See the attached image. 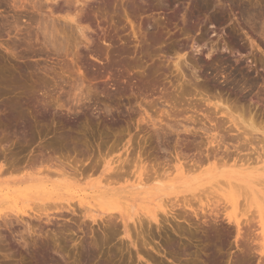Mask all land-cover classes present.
Segmentation results:
<instances>
[{
    "label": "rangeland",
    "instance_id": "374dc122",
    "mask_svg": "<svg viewBox=\"0 0 264 264\" xmlns=\"http://www.w3.org/2000/svg\"><path fill=\"white\" fill-rule=\"evenodd\" d=\"M18 1L0 0V264H264V0ZM34 1L77 7L87 40L46 45ZM137 165L155 179L136 187Z\"/></svg>",
    "mask_w": 264,
    "mask_h": 264
},
{
    "label": "bare ground",
    "instance_id": "6f19581e",
    "mask_svg": "<svg viewBox=\"0 0 264 264\" xmlns=\"http://www.w3.org/2000/svg\"><path fill=\"white\" fill-rule=\"evenodd\" d=\"M28 1V0H27ZM26 1V2H27ZM32 1V0H31ZM37 1V0H36ZM36 1H34L33 3H34V5L36 6V8H38V12H39V15H38V18H36L37 19V21H36V26H37V30L39 31V33L42 35V38H43V41L45 42V44L46 45H48V46H51L52 47V49H54L55 51H57V52H59V51H62V50H66V49H68L69 50V48H71V47H77L78 46V44H80L81 43V40H79L80 38H85V40H87V38H86V35H85V26L83 25V23L81 22V20L77 17V12H78V10H77V7H75L74 9H70L69 7H67V8H63V7H60V8H57V6H51L50 5V3L49 4H47V3H43V5L45 6V8H47L48 9V11L47 12H44L42 9H41V7L42 6H38L37 7V5H39V4H36L37 2ZM39 1H42V0H39ZM38 1V2H39ZM54 1V0H53ZM56 1V0H55ZM70 1V0H69ZM76 1V0H75ZM74 1V2H75ZM104 1H106V0H104ZM108 1V0H107ZM202 1V0H201ZM223 1V0H222ZM21 2V1H20ZM52 2V1H51ZM58 2V1H57ZM76 2H78V1H76ZM63 3H65V4H69L70 2H68V0H64L63 1ZM155 3V2H154ZM250 3V2H249ZM42 3L40 2V5H41ZM152 4V8L154 9L156 6H155V4H153V2L151 3ZM206 4V3H205ZM50 5V6H49ZM21 6H22V4L20 3L19 4V1L18 0H13V7H16V8H21ZM68 6V5H67ZM70 6V5H69ZM199 6H202V5H199ZM244 6V5H243ZM18 8V9H19ZM201 8H204V7H201ZM201 8H198V9H200V11H201ZM196 10H197V8H195ZM79 13V12H78ZM54 14H57L56 16L54 15ZM215 18V17H214ZM211 20V19H210ZM134 27L135 26H132L131 25V30H132V36H134V39L136 40V41H138L137 40V35H136V31H135V29H134ZM189 29H191V28H189ZM139 39V38H138ZM134 40V41H135ZM230 41H232L231 39H230ZM140 43V42H139ZM233 43V42H232ZM235 43V42H234ZM264 56V55H263ZM218 57V56H217ZM179 60V59H178ZM255 60V59H254ZM220 61V60H219ZM255 62V61H254ZM176 63V62H175ZM178 63H180V62H178ZM177 64V63H176ZM177 68V67H176ZM237 69H239V68H237ZM181 70V69H180ZM178 71V70H177ZM183 72V71H182ZM238 73V72H237ZM245 73V72H244ZM180 75V74H179ZM238 75V74H237ZM243 75V74H242ZM241 75V76H242ZM184 76V75H183ZM197 76V75H196ZM241 76H239V78L241 77ZM245 76V75H244ZM235 77V76H234ZM237 77V76H236ZM249 77V76H248ZM254 77V76H253ZM243 78V77H242ZM241 78V79H242ZM253 79V78H252ZM178 80V79H177ZM190 80V79H189ZM240 80V79H239ZM247 80H248V78H247ZM251 80V79H250ZM256 80V79H255ZM261 80V79H260ZM176 81V80H175ZM185 81V84L183 83L182 84V81H180L181 82V84H180V88H181V93L183 94V96H184V94L186 93H191L190 91H191V88H190V85H189V83H186V80H184ZM183 81V82H184ZM263 81H264V79H263ZM190 82V81H189ZM251 82V81H250ZM252 82H254V81H252ZM199 83L200 82H198V83H196L197 85H199ZM211 83V82H210ZM218 83V82H217ZM235 83V82H234ZM190 84H193V83H190ZM202 84V83H201ZM205 85H207L206 83L204 84V86ZM241 85V84H240ZM193 86V85H192ZM204 86H201V88L203 89V87ZM209 87H210V85H208ZM221 86V85H220ZM239 86V85H238ZM177 87V86H176ZM178 87H179V85H178ZM252 87V86H251ZM196 88H199V87H197L196 86ZM206 88L207 87H205L204 88V90H206ZM211 88V87H210ZM217 88V87H216ZM221 88V87H220ZM223 88V87H222ZM193 89H195L194 87L192 88V90ZM209 89V88H208ZM206 90V91H209V93H210V90ZM190 90V91H189ZM201 90V89H200ZM241 90V89H240ZM180 91H179V95H180ZM188 91V92H187ZM194 92H192L191 94H197L198 96H199V94L198 93H195V90H193ZM199 91V90H198ZM197 90H196V92H198ZM236 91V90H235ZM214 92V91H213ZM223 92V91H222ZM188 93V94H189ZM170 94V93H169ZM182 94L180 95V96H182ZM216 94H217V92H216ZM216 94H214V95H216ZM239 94V93H238ZM196 95V96H197ZM223 95V94H222ZM220 96V95H219ZM178 97V96H177ZM208 97H209V95H208ZM233 97V96H232ZM210 98V97H209ZM218 98H220V97H218ZM203 99V98H202ZM202 99H200V101L202 100ZM205 99V98H204ZM221 99V98H220ZM196 100V99H195ZM194 100V101H195ZM210 100V99H209ZM197 101H199V99L197 100ZM203 101V100H202ZM206 101V100H205ZM208 101V100H207ZM244 102V101H243ZM213 104H216L217 105V103H214L213 102ZM212 104V105H213ZM224 104H226V103H224ZM234 104H236V103H234ZM193 105H194V103H193ZM211 105V106H212ZM240 105V104H239ZM218 106V109L220 110V108H222V109H228V107H224V106H220L219 104L217 105ZM216 106V107H217ZM237 106H238V104H237ZM213 107V106H212ZM239 107H241V106H239ZM238 107V108H239ZM173 108V107H172ZM211 108V107H210ZM210 108H208V109H210ZM260 108V107H259ZM12 109V108H11ZM217 109V108H216ZM221 109V110H222ZM241 109H242V107H241ZM15 110H17V112H18V109H15ZM15 110H14V112H15ZM175 110V109H174ZM239 110H240V108H239ZM256 111V110H255ZM14 112H12V115L13 116H16V115H14ZM247 112V111H246ZM244 113V112H243ZM252 113V112H251ZM250 113V114H251ZM11 114V113H10ZM249 114V113H248ZM250 114H249V116H250ZM254 114V113H253ZM253 114L251 115V118L250 119H248V120H250L251 122H252V120H253V118H252V116H253ZM11 115V116H12ZM20 115H22V113L20 114ZM19 115V116H20ZM254 115H256V113L254 114ZM12 116V117H13ZM172 116V115H171ZM210 116V115H209ZM248 115L246 114V117H247ZM17 117V116H16ZM22 117V116H21ZM256 117V116H255ZM25 119V118H24ZM220 119V118H219ZM255 119V118H254ZM264 120V119H263ZM262 120V121H263ZM27 121V120H26ZM198 121V120H197ZM240 121V120H239ZM241 122H243V121H241ZM239 124H240V122H238ZM245 123V122H244ZM250 123V122H249ZM253 123H254V121H253ZM16 124V123H15ZM27 124V123H26ZM26 124H25V126H26ZM170 124V123H169ZM248 124V123H247ZM255 124V123H254ZM28 125V124H27ZM238 125V124H237ZM174 126V125H173ZM189 126V125H188ZM217 126V125H216ZM243 127L244 125H239V127ZM255 126V125H254ZM166 127V126H165ZM192 127V126H191ZM239 127H237V129L239 128ZM245 127H246V124H245ZM245 127H243V129H242V131L243 132H241V137H238V136H240L239 135V132H237V134L236 135H238V136H236V138H234V140L236 141V142H244L246 145H247V143H249V142H251V141H249V140H252L251 138H249V137H247L246 135H249V133H247L246 132V130L247 129H245ZM27 128V127H26ZM169 128V127H168ZM187 128V127H186ZM199 128V127H198ZM232 128V127H231ZM264 128V127H263ZM263 128H261V129H263ZM177 129V128H176ZM185 129V128H184ZM189 129V128H188ZM191 129V128H190ZM193 129V128H192ZM205 129V128H204ZM220 130V129H219ZM233 131H235L234 129H232ZM264 130V129H263ZM185 131H186V129H185ZM188 131V130H187ZM190 131V130H189ZM23 132V131H22ZM192 132V131H191ZM19 133V132H18ZM219 133V132H218ZM190 135H192V134H190ZM219 136H221V135H219ZM222 136L224 137L223 138V142H224V139H225V136L223 135V133H222ZM221 136V137H222ZM232 136H234V135H232ZM232 136H231V138H232ZM197 137V136H196ZM23 138H24V136H23ZM27 138V137H26ZM216 138V137H215ZM230 138V137H229ZM228 138V139H229ZM1 139H3V138H1ZM193 139V138H192ZM195 139V138H194ZM193 139V140H194ZM218 139V138H217ZM217 139H215V140H217ZM21 140V139H20ZM192 140V142H190V143H185L186 144V146H187V148L189 147V148H195V147H200V141H197L196 139L193 141ZM221 140H222V138H221ZM226 140H227V138H226ZM225 140V141H226ZM1 141V140H0ZM197 141V142H196ZM212 141V140H211ZM219 141V139L217 140V142ZM228 141V140H227ZM216 142V141H215ZM220 142V141H219ZM184 143V142H183ZM210 144L212 143V142H209ZM226 143V142H225ZM228 143V142H227ZM184 144V145H185ZM209 144V145H210ZM216 144H218V143H216ZM241 144V145H240ZM239 144V146H242L243 144L242 143H240ZM181 145V144H180ZM223 145H226V144H223ZM228 145V144H227ZM182 146V145H181ZM217 146V145H216ZM232 146V145H231ZM244 146V145H243ZM242 146V147H243ZM212 146L210 145V148H211ZM218 147V146H217ZM227 147V146H226ZM215 148V147H214ZM228 148H229V146H228ZM216 149H218V148H215V150H211V151H215V155L217 154V150ZM0 151H2V150H0ZM42 151V150H41ZM51 151H53V150H51ZM219 151V150H218ZM230 151H232V150H230ZM3 152V151H2ZM49 152V151H48ZM199 152V151H198ZM220 152V151H219ZM226 152L227 153H229V149L227 150V148H226ZM38 153V152H37ZM36 153V154H37ZM39 153H40V151H39ZM227 153H223V154H225V155H227ZM45 154V153H44ZM44 154H43V156H44ZM52 154V153H51ZM186 154V153H185ZM235 154H236V152H235ZM34 155V154H33ZM41 155H42V153H41ZM47 155V154H46ZM49 155V154H48ZM175 155H177V153L175 154ZM179 155H181L180 154V152H179ZM182 155H183V153H182ZM181 155V156H182ZM195 155H197V154H195ZM194 155V156H195ZM209 155H211V154H209ZM222 155V154H221ZM43 156L41 157L40 156V159H43L42 161H44L43 163H46V159H48V158H43ZM52 156V155H51ZM50 156V157H51ZM128 156V155H127ZM178 156V155H177ZM176 156V157H177ZM185 156V155H184ZM198 156V155H197ZM214 156V155H213ZM224 156V155H223ZM222 156V157H223ZM238 156V155H237ZM45 157V156H44ZM147 157V156H146ZM180 158V157H179ZM185 158H187V157H185ZM192 158V157H191ZM198 158V157H197ZM199 158H201V157H199ZM230 158H232V157H230ZM45 159V160H44ZM128 159V158H127ZM127 159H126V161H127ZM142 159V158H141ZM181 159V158H180ZM184 159V158H183ZM202 159V158H201ZM216 159V158H215ZM218 159V158H217ZM221 159L222 158H220L219 159V161H221ZM225 159V158H224ZM48 160H50V159H48ZM48 160H47V162H48ZM102 160V159H101ZM129 161H130V159H128ZM143 160V159H142ZM176 160V159H175ZM200 160V159H199ZM233 160L234 161H241L242 159H241V156L239 157L238 156V159L237 160H235V158H233ZM246 161H248L249 159H245ZM4 161V160H3ZM5 161H6V159H5ZM35 161V160H34ZM42 161H39V163H41ZM98 161V160H97ZM97 161H95V162H97ZM123 161V160H122ZM121 161V162H122ZM155 161V160H154ZM177 161V160H176ZM237 161V162H238ZM7 162V161H6ZM30 162V161H29ZM36 162V161H35ZM34 162V164H37V162L35 163ZM50 162V161H49ZM58 162H59V160H58ZM120 162V161H119ZM147 162V161H146ZM150 162V161H149ZM158 162V161H157ZM163 162V161H162ZM167 162V161H166ZM165 162V163H166ZM3 163V162H2ZM11 163H12V161H11ZM10 163V164H11ZM14 163V162H13ZM30 163H33V161L32 162H30ZM57 163V162H56ZM61 164H62V162H60ZM90 163H91V161H90ZM125 163V162H124ZM141 164H143V162H140ZM156 163V162H155ZM154 162H153V164H155ZM158 163H160V162H158ZM27 164H29V163H27ZM47 164V163H46ZM50 164V166H51V164L52 163H49ZM97 165H98V163H96ZM150 164V163H149ZM168 164V163H167ZM17 165V164H16ZM89 165V164H88ZM96 165V166H97ZM124 165H126V164H124ZM147 165H148V162H147ZM147 165H137V169L135 170V172L136 173H134V174H136L135 176H134V180H133V183H135V186L136 187H143L144 185H145V183L146 182H148L149 180H150V178H154V176L152 175V174H154V173H152V174H149V173H151V172H153L154 170H152V169H155L152 165L150 166V170H151V172H149V168H147L146 166ZM155 165H159V164H155ZM166 165V164H165ZM197 165V164H196ZM239 165H243L242 163H239ZM3 166V165H2ZM2 166L0 165V174L1 173H3V170H2ZM31 166H32V164H31ZM30 166V167H31ZM36 166V165H35ZM37 166H39V165H37ZM41 166V165H40ZM48 166V165H47ZM61 166V165H60ZM85 166H87V165H85ZM85 166H83V168L85 167ZM93 166H95V165H93ZM95 166V167H96ZM160 166H162V165H160ZM164 166V165H163ZM169 166V165H168ZM167 166V167H168ZM170 166H172V164L170 165ZM179 166H181V165H179ZM12 167V166H11ZM15 167H17V166H15ZM15 167H13V168H15ZM24 167H25V165H24ZM33 167V166H32ZM31 167V168H32ZM64 167H67V166H65L64 165ZM89 167V166H88ZM116 167V168H115ZM113 166V168H115V170H114V172L112 171V174L110 173V172H108V175H107V177L104 179L103 178V181L106 183V181L108 182L107 184H111V182L113 183L114 181H112L113 179H111V181H109L108 180V178L112 175H114L115 174V178L116 179H114V180H116L115 181V183H117V182H119V180H120V178H122L121 180H123V177H124V175H123V173L124 172H126V169L129 167H127L126 169H125V171L123 172V170H122V168L123 167H126V166H123V164L122 163H119V164H117L116 166ZM149 167V166H148ZM173 167V166H172ZM190 167V166H189ZM18 168V167H17ZM17 168H16V170H17ZM26 168V167H25ZM28 168V167H27ZM35 168V167H34ZM44 169H45V166L43 167ZM43 168H42V170H43ZM59 168V167H58ZM131 168V167H130ZM162 168V167H161ZM160 168V169H161ZM170 168V167H169ZM180 168V167H179ZM191 168H192V166H191ZM5 169V168H4ZM6 169H7V167H6ZM59 169H61V168H59ZM84 169H86V168H84ZM92 169V168H91ZM97 169V168H96ZM96 169H94V171L93 172H95V170ZM147 169H148V171H147ZM157 169V168H156ZM164 169H166V168H164ZM52 170H55V167H54V169H52ZM56 170H58V169H56ZM62 170H63V168H62ZM61 170V171H62ZM83 170V169H82ZM120 170H121V172H120ZM159 170V169H158ZM162 170V169H161ZM167 170V169H166ZM11 171V170H10ZM44 171V170H43ZM47 171H50L49 170V168H48V170ZM74 171V170H73ZM76 171V170H75ZM163 171V170H162ZM7 172V171H6ZM55 172V171H54ZM67 172V171H66ZM72 172V171H71ZM123 172V173H122ZM130 172V171H129ZM128 172V170H127V172L126 173H129ZM167 172V171H166ZM166 172H164V173H166ZM169 172V171H168ZM33 173V172H32ZM35 173V172H34ZM36 173H37V171H36ZM49 173V172H48ZM53 172H51L50 173V175L52 174ZM56 173V172H55ZM55 173H53V175L55 174ZM59 172H57L56 173V175H59L58 174ZM75 173V172H74ZM114 173V174H113ZM158 173V172H157ZM156 173V174H157ZM159 173H161L162 174V172H159ZM163 173V174H164ZM46 174H47V172H46ZM61 175H65V171H62L61 173H60ZM76 174V173H75ZM78 174V173H77ZM76 174V175H77ZM111 174V175H110ZM2 175V174H1ZM68 175H70V174H68ZM67 175V176H68ZM82 175V174H81ZM83 175H85V173L83 172ZM82 175V176H83ZM128 175V174H127ZM127 175H125L126 177H127ZM112 176H111V178H112ZM130 176V175H129ZM132 176V175H131ZM58 177V176H57ZM158 177V176H157ZM161 177V176H160ZM162 177H163V175H162ZM129 178V177H128ZM110 179V178H109ZM155 179V178H154ZM23 179H21V180H19L18 181V183L20 184L21 183V181H22ZM115 183H113V184H115ZM231 183H233V182H231ZM18 184V185H19ZM234 185H236L235 183H233ZM21 185V184H20ZM55 186V185H54ZM237 186V185H236ZM241 187V186H240ZM25 188V187H24ZM21 188H17L16 189V191L17 190H20ZM242 189V188H241ZM201 190V189H200ZM15 191V190H14ZM22 191V190H21ZM206 190H204V192H205ZM8 189L4 192V195L6 196L7 195V197H9L8 196ZM11 199H13L12 197H10ZM9 200V199H8ZM14 200V199H13ZM9 201H11V200H9ZM5 203V202H4ZM14 204L12 205V206H14V208H13V211L14 212H18V210L15 208V202H13ZM51 204V203H50ZM60 204V203H59ZM78 204H79V206L80 207H83V202H82V200H80V202H78ZM36 205V204H35ZM34 205V206H35ZM42 205V204H41ZM44 205V204H43ZM49 205V204H48ZM58 205V204H57ZM47 206V205H46ZM71 206V205H70ZM56 207V206H55ZM59 207V206H58ZM57 207V208H58ZM60 207H62V206H60ZM47 208V207H46ZM45 208V209H46ZM65 208H66V206H65ZM112 208V207H111ZM62 209H64V208H62ZM71 209V208H70ZM69 209V210H70ZM40 210H44V207L43 206H41V208L39 207V210L37 209V212L38 211H40ZM48 210V209H47ZM65 210V209H64ZM68 210V211H69ZM73 210V209H72ZM75 210V209H74ZM35 211H36V209H35ZM60 211V210H59ZM58 212V211H57ZM56 212V213H57ZM163 212L164 213H166L167 212V210L165 211V210H163ZM181 212V211H180ZM214 212V210H212V213ZM216 213H217V210L215 211ZM39 213H41V212H39ZM46 213H47V211H46ZM117 214V216H116V218H118L119 217V219H120V221H121V223H122V226H123V231H124V233H126V231H127V225L129 224H127V222L125 221V218H124V213H123V211H122V209H120L119 208V210H115L114 208L113 209H111V210H109L108 212H107V215H106V217L108 216V217H111V216H114V214ZM182 213V212H181ZM30 214V213H29ZM42 214V213H41ZM41 214H39V215H41ZM71 214H73V213H71ZM179 214V213H178ZM7 215L8 214H6L5 212H2L1 210H0V218L4 221V224L5 225H7L8 224V226L10 225V224H14L13 222L11 223V219H12V217L9 219V218H7ZM31 215V214H30ZM34 215V214H33ZM43 215H45V213L43 214ZM12 216V215H11ZM34 216H36V215H34ZM42 216V215H41ZM50 216H51V214H50ZM180 216V215H179ZM185 216V215H184ZM31 217H33V216H31ZM44 217V216H43ZM45 217L47 218V219H45V220H50V218H49V213H47L46 215H45ZM139 217V216H138ZM9 219V220H11V221H9V220H7V219ZM38 218V217H37ZM113 218V217H112ZM113 219H115V217L113 218ZM112 219V220H113ZM141 216H140V218H138L137 219V221L136 222H139L140 223V226H141V224H143V223H141L142 221H141ZM147 219H148V221H149V223H151V221H153V222H155V223H157V224H159V218H158V216H157V213H150L148 216H147ZM163 220H164V218H162ZM14 220V219H13ZM16 220H20V221H22L21 220V218L17 215V217L15 218V223H17V222H19V221H17L16 222ZM93 220H95V218H93ZM112 220H110V221H112ZM143 220V219H142ZM75 221V220H74ZM104 221H105V219H104ZM24 222V221H23ZM113 222V221H112ZM111 222V223H112ZM20 223V222H19ZM18 223V224H19ZM25 223V222H24ZM110 223V224H111ZM134 223V222H133ZM26 224H28L27 222H26ZM114 224V223H113ZM116 224V223H115ZM114 224V225H115ZM135 224V223H134ZM138 224V223H137ZM235 224L237 225V227H238V225H239V223L238 222H235ZM4 225V226H5ZM21 225H24V229L26 230L27 229V225H25V224H21ZM109 225V224H108ZM112 225V224H111ZM117 225V224H116ZM146 225V224H145ZM1 226V225H0ZM6 227V226H5ZM23 227V226H22ZM128 227H130V226H128ZM142 227V226H141ZM144 227V226H143ZM142 227V228H143ZM158 227V226H157ZM30 228H31V226H30ZM30 228H28V230L30 229ZM111 228V226H109L108 228H106V229H110ZM120 228V227H119ZM141 228V229H142ZM249 228V227H248ZM105 229V230H106ZM118 229V228H117ZM31 230V229H30ZM69 230V229H68ZM72 230V229H71ZM112 231L114 230V228L113 229H111ZM119 230V229H118ZM106 231H108V230H106ZM129 236V235H128ZM130 237V236H129ZM25 239V238H24ZM133 243V242H132ZM29 244V243H28ZM32 244V243H31ZM30 244V245H31ZM25 245V244H24ZM23 244H22V246H24ZM27 246V245H26ZM249 247V246H248ZM27 248V247H26ZM33 248V247H32ZM246 248V247H245ZM41 249V248H40ZM40 249H38V251L37 250H35L34 251V253L32 254L33 255V257L35 258V260H36V262H39L40 263V259L42 258V257H39L40 255H38V253L40 252V254H42L41 253V251H39ZM43 250V249H42ZM45 250V249H44ZM88 250V249H87ZM94 250V249H93ZM46 251V250H45ZM91 251V250H90ZM95 251V250H94ZM26 252V251H25ZM32 252V251H31ZM43 252V251H42ZM88 252V251H87ZM28 253H29V251H28ZM91 253V252H90ZM94 253V252H93ZM92 253V254H93ZM249 254V253H248ZM46 255V254H45ZM87 255V254H86ZM43 256V255H42ZM92 256H94V255H92ZM32 257V258H33ZM44 257V256H43ZM46 257V256H45ZM40 258V259H39ZM45 259V258H44ZM44 259H41V260H44ZM91 259V258H90ZM89 259V260H90ZM94 259V258H93ZM246 259V258H245ZM46 260V259H45ZM88 259H86V263L89 261H87ZM92 261V260H91ZM42 262V261H41ZM44 262V261H43ZM43 262L41 263V264H43ZM90 262V261H89ZM38 264V263H37ZM100 264V263H99ZM101 264H105V263H103V262H101ZM108 264V263H107Z\"/></svg>",
    "mask_w": 264,
    "mask_h": 264
}]
</instances>
